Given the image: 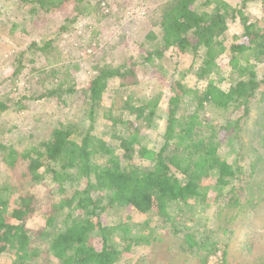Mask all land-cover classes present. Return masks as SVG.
<instances>
[{"label":"trees","instance_id":"16d2710c","mask_svg":"<svg viewBox=\"0 0 264 264\" xmlns=\"http://www.w3.org/2000/svg\"><path fill=\"white\" fill-rule=\"evenodd\" d=\"M19 1L32 4L33 10L42 14L66 2H72L78 10L82 3V0ZM193 3L194 0H169L161 6L156 22L160 32L151 37L154 49L146 56L147 61L153 62L170 50L195 56L199 53L200 58L193 59L191 70L197 82L205 83L202 88H185L179 82L172 87L159 148L143 145L138 131L129 134V120L111 119L108 139L93 134L96 112L108 83L117 80L120 87L134 85L135 63L106 66L79 91L52 89L38 97H55L58 104L65 105L67 99L76 95L84 109V121L76 125L59 124L50 140L30 148L7 150V165L22 168L20 185L0 186V255L9 254V264H35L42 255L52 257L56 264H119L126 253L156 239L155 234L148 236L132 230L135 226L129 222L105 226L100 214L106 206L132 207L139 214L155 211L165 223L174 226V208L187 207L190 201L203 204L211 189H230L225 206L238 209L237 215L246 209L258 210L264 204V125L255 123L251 148L243 139L251 108L259 103L257 96L264 85V74L259 78L256 70L264 57V26L249 21L238 6L211 12L197 11ZM236 19L242 24V33L233 36V42L226 45L224 33ZM223 57L228 61L225 76L220 65ZM20 69L19 66L15 73ZM159 101L157 96L134 103L128 97L124 103L136 120L149 126L159 118ZM182 104L192 108L183 109ZM204 106L240 114L216 126L199 115ZM6 108L0 102V112ZM220 132L228 133L227 146L235 151L234 162H226L219 156ZM249 154L254 160L247 159ZM243 160L245 171L240 164ZM257 172L262 173V181L254 179ZM24 182L45 187L49 200L43 202L44 196L38 191L25 190ZM18 190L26 193L17 195ZM36 214L43 216L42 226L32 224ZM60 215L64 227L51 233ZM230 219L205 231L201 229L200 234L192 223L185 228L186 232L173 228V234L182 235L185 253L198 254L206 248V254L197 258L198 264H205L219 250L214 235L228 231L225 224ZM93 233L98 239L97 246L90 240ZM114 233L119 234L120 241H113ZM259 236L264 238V233ZM254 249L251 239L246 245L247 255ZM222 255L224 258L225 249Z\"/></svg>","mask_w":264,"mask_h":264},{"label":"rangeland","instance_id":"374dc122","mask_svg":"<svg viewBox=\"0 0 264 264\" xmlns=\"http://www.w3.org/2000/svg\"><path fill=\"white\" fill-rule=\"evenodd\" d=\"M167 1L82 0L78 10L72 2H66L42 14L33 10L32 4L19 0H0V102L7 106L0 112V186L5 183L18 186L21 182L22 168L7 165L5 154L9 148L23 150L48 141L59 124H83L84 109L76 95L67 99L65 105L58 104L55 97H38L52 89L65 91L74 88L79 91L86 88L96 72L109 65L135 63L136 82L130 87H120L117 80L108 83L102 105L96 112L94 136L108 139L111 119L123 122L129 120V134L138 131L143 145L154 150L159 148L172 87L177 82L185 88H202L205 84L197 82L191 70L193 59L200 58L197 57L199 53L195 56L170 50L162 59H154L153 62L146 59L147 53L154 49L151 37L160 32L156 23L158 12ZM227 6H238L249 21L264 26V0H194L193 3L197 11L215 12ZM241 33L242 24L238 19L229 23L224 33L225 44L229 45L233 42V36ZM44 44L47 47L44 48ZM220 65L225 76L227 58L223 57ZM19 66L21 69L15 73ZM256 70L260 78L264 74V57ZM157 96L160 98L157 111L159 118L149 126L136 120L124 103L128 97L135 103ZM257 98L259 103L251 108L243 136L249 148L254 140L255 123L264 125V121H259L264 120V85ZM181 106L186 110L192 108L188 104ZM239 114L211 106L199 110L201 117L216 126L223 124L226 118L236 119ZM219 138L220 158L229 163L234 162L235 151L227 146L228 133L220 132ZM249 155L247 159L254 160V156ZM240 164L245 171L246 160L240 161ZM255 175L257 178L254 179L263 180L262 173L257 172ZM45 178L49 181L48 175ZM24 184L25 190L38 191L44 196L43 202L49 200L45 187L36 184L29 186L27 182ZM230 192L228 188L211 189L201 205L190 201L187 207L181 205L180 210L173 207L176 215L174 226L165 223L155 211L139 214L132 207L106 206L101 210L100 218L105 226L129 222L135 226L132 230L156 236L150 245H141L126 253L119 264H198L197 258L206 254V248L198 254L190 251L185 253L182 235L173 234V228L186 232L185 228H189L192 223L197 225L200 234L202 230L222 225L223 220L230 218V222L225 224L229 230L214 235L219 250L210 255L205 264H264V238H259L260 233H264V204L258 210L246 209L237 215L238 209L225 206ZM24 193L26 191L18 190L17 195ZM215 196L217 199L214 200ZM222 199L223 203H220ZM62 217L58 216L51 233L63 229ZM43 219L41 214H36L32 217V224L42 226ZM119 238L117 233L112 236L114 242L120 241ZM251 239L255 249L248 256L246 245ZM90 240L97 246L95 233ZM223 249L226 251L224 258ZM9 263V254H1L0 264ZM35 264L56 263L52 257L42 255Z\"/></svg>","mask_w":264,"mask_h":264}]
</instances>
